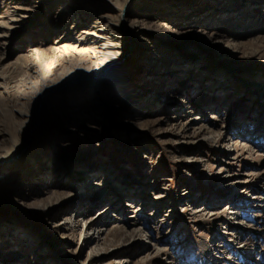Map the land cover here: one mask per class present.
<instances>
[{"label": "rangeland", "instance_id": "1", "mask_svg": "<svg viewBox=\"0 0 264 264\" xmlns=\"http://www.w3.org/2000/svg\"><path fill=\"white\" fill-rule=\"evenodd\" d=\"M0 264H264V0H0Z\"/></svg>", "mask_w": 264, "mask_h": 264}, {"label": "bare ground", "instance_id": "2", "mask_svg": "<svg viewBox=\"0 0 264 264\" xmlns=\"http://www.w3.org/2000/svg\"><path fill=\"white\" fill-rule=\"evenodd\" d=\"M123 7H124V5H123ZM139 16H140V14H139ZM124 31L127 32L126 29H124ZM121 32H123V29H122ZM83 33L86 34V35H91L92 37H100L98 34L92 33V32H86V33L83 32ZM129 34L132 35L131 32H129ZM88 42H90V41L88 40ZM61 44H62L61 47L58 50L56 49L57 51H55L56 53L59 54L58 57L56 56V60H64L66 56L75 57L78 54H83L82 51H81L82 50L81 48L83 46H84V50H86L84 52H88L87 53L88 56H90L91 54H94V57H95L98 54V51H94V52L90 51L91 48L89 46H85L86 45L85 43H81L80 42V44H75V43H70V42L67 43L66 42V43H61ZM39 54H41L42 58H44V57L46 58L47 57V54H42V53H39ZM87 62H88V59H83L82 61H80L78 63V66L82 65L84 63H87ZM54 74H56V70L55 71L54 70H49L47 72V75L45 76V78L52 77ZM107 74H108L107 72H103V73H101V75L99 77L100 78L105 77V75H107ZM125 235L126 234H124V236Z\"/></svg>", "mask_w": 264, "mask_h": 264}]
</instances>
